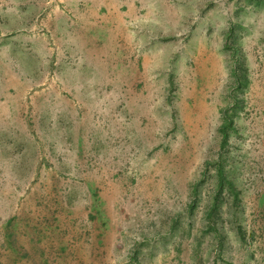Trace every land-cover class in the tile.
<instances>
[{
    "label": "rangeland",
    "instance_id": "1",
    "mask_svg": "<svg viewBox=\"0 0 264 264\" xmlns=\"http://www.w3.org/2000/svg\"><path fill=\"white\" fill-rule=\"evenodd\" d=\"M86 2L0 0V264H264V0L68 8ZM154 47L171 71L138 59ZM206 50L224 70L184 71Z\"/></svg>",
    "mask_w": 264,
    "mask_h": 264
},
{
    "label": "crops",
    "instance_id": "2",
    "mask_svg": "<svg viewBox=\"0 0 264 264\" xmlns=\"http://www.w3.org/2000/svg\"><path fill=\"white\" fill-rule=\"evenodd\" d=\"M92 0H89V2L85 0L86 4L83 3H75V4H71L68 6V8H72V10L74 11H82V10H95V11H99V12H134V11H138V12H162V11H169L171 8L173 9V5L171 4H167V0H93V2H91ZM71 6V7H70ZM91 8V9H90ZM156 25L157 23H154L155 21H152L151 19L146 20V22H143L141 24H149V26ZM119 24L121 27H129L131 26V23L129 21H127L124 18H121V20L119 21ZM144 25H140V27H143ZM145 26V27H146ZM46 44H49L48 42H46ZM145 47V44H144ZM46 49L49 50V45L46 46ZM168 48L165 47H154V48H149L148 51H142V53H140L138 55V59H142L144 61H148L147 62V67L149 68L150 66H152L154 71H171L170 69H167V67L165 68L162 64V60L168 59V60H172L171 57V53H169L167 51ZM198 51V50H197ZM192 53V52H191ZM187 54V53H186ZM194 54L195 51H193L191 57L192 59L194 58ZM201 57L196 58L197 59V63H195V65L187 67L184 66V71H203L200 72L198 74H205L206 71H221L224 70V65H225V58L222 55L216 53V55L214 53H209V51L207 52V50L205 51V53H200ZM222 56V57H221ZM195 59V60H196ZM152 62V63H150ZM173 71H177L176 67H175V63L173 62ZM208 73V72H207ZM216 74V72H214ZM196 74V73H195ZM197 114V113H195ZM0 142H1V138H0ZM102 155V156H101ZM114 155V151H105V152H98L96 154V156H100V157H105L106 161H104L105 165H103L104 163H102L101 165H103L104 168H110L111 166L114 167V162H112L113 160H111L113 158ZM52 155H50L51 157ZM57 158L59 161H61V164L63 166H68L71 167L73 170L72 171H76V169L80 168L81 165V158H82V147H80V143L77 144H73L72 148H69L65 151H60L57 153ZM141 157L144 159L142 160V163H138V164H133L132 166H136L138 168V170L145 172V171H154L155 173H158L159 171L162 170L163 167H157L156 164L152 163L148 158V155H146L144 152L141 155ZM148 159V160H147ZM51 161H48V164H50ZM112 163V164H111ZM172 166V165H170ZM45 170L47 169L46 166ZM48 171V170H47ZM131 179L127 182L130 183ZM138 181H142V179H138ZM137 181V182H138ZM157 187L155 188L154 186H150V188H154L153 192L150 191V195L152 196L153 199H155L156 197H154V194L156 193V189H159V191L162 189V183L164 182L166 184L167 187H171L173 186V182H169V184L167 183L168 181H164L163 179H160L159 181H157ZM154 183V182H153ZM113 184V179L111 180V182L108 183L107 187H114ZM148 186V185H147ZM148 186V188H149ZM98 187V186H96ZM129 188H131V184L129 185ZM137 190V189H135ZM134 190V196L136 198V202H139L140 199H144V203L142 204H131V202L133 201L131 198L128 197L129 200H131V202H129V208H134V210H136L137 207H142L143 204H145L146 200V196L144 192H138ZM161 192V191H160ZM125 193V192H124ZM130 195V192H129ZM157 196V195H156ZM124 197V196H123ZM161 197V196H160ZM106 206H107V211L109 212V214H111V220H110V231H107V233H109L108 235H110L111 237L113 236V232L116 230V227L113 224V220L115 217V207H117V210H119L120 208V197L118 198V196H115L114 193L111 194V196L106 193ZM134 202V201H133ZM152 202V201H150ZM135 203V202H134ZM123 208L126 209L125 204L123 205ZM128 213V212H127ZM116 213V217H117ZM122 219H125L124 216H122ZM116 233V232H115Z\"/></svg>",
    "mask_w": 264,
    "mask_h": 264
},
{
    "label": "trees",
    "instance_id": "3",
    "mask_svg": "<svg viewBox=\"0 0 264 264\" xmlns=\"http://www.w3.org/2000/svg\"><path fill=\"white\" fill-rule=\"evenodd\" d=\"M223 130H224V128H223ZM226 134V133H225Z\"/></svg>",
    "mask_w": 264,
    "mask_h": 264
}]
</instances>
